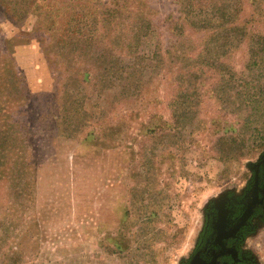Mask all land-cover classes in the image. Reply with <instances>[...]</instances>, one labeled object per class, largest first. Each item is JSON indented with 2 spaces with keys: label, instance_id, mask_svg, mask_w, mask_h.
I'll return each instance as SVG.
<instances>
[{
  "label": "rangeland",
  "instance_id": "obj_1",
  "mask_svg": "<svg viewBox=\"0 0 264 264\" xmlns=\"http://www.w3.org/2000/svg\"><path fill=\"white\" fill-rule=\"evenodd\" d=\"M8 1L0 124L18 123L8 140L26 149L0 167V264H181L208 205L239 194L264 152V0H142L143 11L133 0L125 11L150 28L112 51L104 39L45 48L36 24L48 10L36 0L37 13L10 16ZM20 57L49 81L32 105L52 104L58 132L18 106ZM8 84L20 87L13 113ZM253 243L264 264V228Z\"/></svg>",
  "mask_w": 264,
  "mask_h": 264
},
{
  "label": "trees",
  "instance_id": "obj_2",
  "mask_svg": "<svg viewBox=\"0 0 264 264\" xmlns=\"http://www.w3.org/2000/svg\"><path fill=\"white\" fill-rule=\"evenodd\" d=\"M30 1H8V4L12 5L13 10V12L10 13V16L18 14V17H23L28 15L29 13H37V11H40V6L48 10L46 15L36 24V28L39 30V32L45 28V32L49 33L48 37H44L41 34H39V37H36L42 42L49 40L45 42V48L46 46L52 45L54 41L56 45L61 44L62 48L66 46H72L78 49L88 48L94 45L98 46L100 42H102V39H104L105 44L107 46V51H112L115 49V47H121L122 44L127 45L131 37L132 41H138L142 38V36L146 35V30L150 28L148 27V21H146L143 16L137 17L135 14H130L125 11L127 5L133 0H111L112 6L106 7L105 9L104 7L108 6L104 2L105 0H40V6L38 4V1ZM144 1L146 2V0ZM134 2L137 4L138 8H140L139 11H143L146 8L144 5H141L142 0H134ZM0 3L3 4V0H0ZM97 3L98 6L96 7ZM8 10L9 8H6L3 13H8ZM67 10L68 12L65 14V11ZM102 10L103 14L107 15L106 17H102ZM54 11L56 12V15H54ZM110 16H112V18L109 19ZM18 20L23 19L19 18ZM228 31L229 33L243 32L242 35H245L244 27L238 25L228 27ZM88 33H90V35ZM99 33L105 37L101 38V35ZM116 33H119V35H117ZM14 39H17V37H15ZM18 39H20V37ZM22 42V40H19L20 44ZM131 47L135 48V45H132ZM81 52L86 53L85 50ZM9 76L1 78L8 79ZM8 89V95H13V97L12 99L6 101V104L8 106L5 108V111L13 113L17 108L14 102L20 100V95L18 94L20 92V87L19 85L12 86L11 84H8ZM46 93V90L32 92L29 89L27 83V92H25V97L22 101L23 104L19 103L18 106H24V111L28 112L29 114L30 124L32 123V120H43L41 121V123L43 124L51 122L52 126L56 128L58 132L59 123L57 122V120H50V118H53L52 104H50L46 110L33 107L32 105L33 99L36 97H41L42 101H47L48 97ZM63 109L66 113L64 117L65 123L71 122L73 118V116L69 114L71 113V106L66 105ZM1 110L2 108H0V113ZM23 127L26 128V125H24ZM34 128L39 129L40 125L38 124ZM17 129L18 123L8 125L4 128H1L0 124V167L1 165H7V161L2 159L6 158L9 153L15 152L16 147H20V151L22 149H26L25 144L19 146L18 143L10 142L8 140L10 135L14 133ZM231 142L237 143L238 145L239 136L232 138ZM224 150L228 153L231 152V144H227V147ZM17 166L18 164H14V167Z\"/></svg>",
  "mask_w": 264,
  "mask_h": 264
},
{
  "label": "flooded vegetation",
  "instance_id": "obj_3",
  "mask_svg": "<svg viewBox=\"0 0 264 264\" xmlns=\"http://www.w3.org/2000/svg\"><path fill=\"white\" fill-rule=\"evenodd\" d=\"M239 194L208 205L181 264H258L252 244L264 228V152Z\"/></svg>",
  "mask_w": 264,
  "mask_h": 264
},
{
  "label": "crops",
  "instance_id": "obj_4",
  "mask_svg": "<svg viewBox=\"0 0 264 264\" xmlns=\"http://www.w3.org/2000/svg\"><path fill=\"white\" fill-rule=\"evenodd\" d=\"M17 60H18V64H20V67H22V69L24 68V72L28 76V82H29L28 84L32 92L45 91L50 88L48 84L49 81H46L45 77L33 76L29 73V71L26 70V68L23 65L25 62L28 61V59L26 60L24 57H20ZM42 67L44 68V65H42Z\"/></svg>",
  "mask_w": 264,
  "mask_h": 264
}]
</instances>
